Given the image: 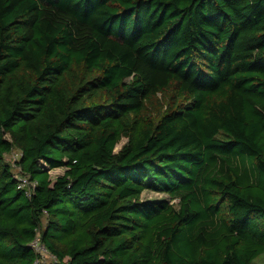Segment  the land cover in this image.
Returning a JSON list of instances; mask_svg holds the SVG:
<instances>
[{
  "label": "trees",
  "instance_id": "trees-1",
  "mask_svg": "<svg viewBox=\"0 0 264 264\" xmlns=\"http://www.w3.org/2000/svg\"><path fill=\"white\" fill-rule=\"evenodd\" d=\"M36 237L50 264L264 255V0H0V264Z\"/></svg>",
  "mask_w": 264,
  "mask_h": 264
},
{
  "label": "rangeland",
  "instance_id": "rangeland-1",
  "mask_svg": "<svg viewBox=\"0 0 264 264\" xmlns=\"http://www.w3.org/2000/svg\"><path fill=\"white\" fill-rule=\"evenodd\" d=\"M125 143V140H121L120 143L115 147L114 151L117 152L122 145ZM14 155H6L4 157L5 162L9 163L12 165V162L14 160ZM13 172L15 173L16 170L13 169ZM64 172V168H56L53 169L49 172V177L52 181H54V179L58 176H61ZM141 200H147V201H163V200H168L167 197L165 195L159 194V193H151V192H143L141 195ZM53 257L51 254H49V252H45L43 254L40 255V261L43 264H50L51 262H53ZM252 264H264V255H261L259 257H257Z\"/></svg>",
  "mask_w": 264,
  "mask_h": 264
},
{
  "label": "built area",
  "instance_id": "built-area-1",
  "mask_svg": "<svg viewBox=\"0 0 264 264\" xmlns=\"http://www.w3.org/2000/svg\"><path fill=\"white\" fill-rule=\"evenodd\" d=\"M10 155H14V160L12 162L13 169L16 170L14 173V176L17 180V188L20 190H24L26 195H29L31 193L32 187L35 185V183L31 182L29 178L25 175H21L19 173V168L15 167L13 163L18 160L21 156V152L19 151H13ZM31 248L33 249L34 253L38 255V259L35 261L36 264H43L40 261V255L48 252L44 246L40 243L39 238L36 237L33 242L31 243ZM54 259V258H53Z\"/></svg>",
  "mask_w": 264,
  "mask_h": 264
}]
</instances>
